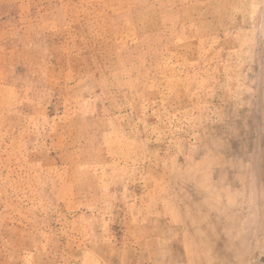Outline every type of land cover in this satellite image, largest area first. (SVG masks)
Listing matches in <instances>:
<instances>
[{"label":"rangeland","instance_id":"374dc122","mask_svg":"<svg viewBox=\"0 0 264 264\" xmlns=\"http://www.w3.org/2000/svg\"><path fill=\"white\" fill-rule=\"evenodd\" d=\"M0 264H264V0H0Z\"/></svg>","mask_w":264,"mask_h":264}]
</instances>
